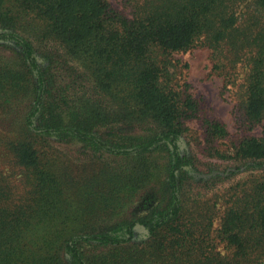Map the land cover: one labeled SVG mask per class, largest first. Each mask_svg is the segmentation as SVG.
<instances>
[{"label": "trees", "instance_id": "16d2710c", "mask_svg": "<svg viewBox=\"0 0 264 264\" xmlns=\"http://www.w3.org/2000/svg\"><path fill=\"white\" fill-rule=\"evenodd\" d=\"M127 3L0 0V264H264V135L195 154L171 73L208 45L264 121V0Z\"/></svg>", "mask_w": 264, "mask_h": 264}, {"label": "rangeland", "instance_id": "374dc122", "mask_svg": "<svg viewBox=\"0 0 264 264\" xmlns=\"http://www.w3.org/2000/svg\"><path fill=\"white\" fill-rule=\"evenodd\" d=\"M108 1L127 17L131 16L132 8L127 0ZM171 61V73L174 82L179 87L186 88L199 106L197 117L187 122L191 129V135L186 134L183 138V146L192 149L195 154L198 153L195 146L196 142L191 138L201 136L204 119L218 120L226 126L228 136L217 141V146L221 150L232 149L246 136L264 135V121L251 125L242 107L243 90L241 83L245 76V67L241 66L237 73L229 76L228 69L218 67L222 63L214 58L213 49L204 44H197L186 51L173 52ZM199 141L202 139L200 138ZM62 146L71 154L75 152V147H77L69 144ZM76 155L78 154H75L73 158H76ZM0 165L7 173H12L9 164L2 156ZM13 182L19 184L17 175L13 177ZM139 202L140 200L136 198L135 203L127 212L136 211L139 213L140 210L137 209Z\"/></svg>", "mask_w": 264, "mask_h": 264}]
</instances>
